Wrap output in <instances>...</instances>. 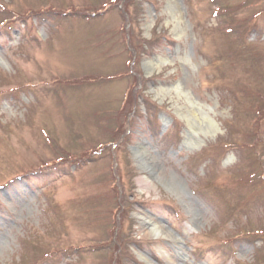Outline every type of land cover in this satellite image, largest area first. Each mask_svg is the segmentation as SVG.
Instances as JSON below:
<instances>
[{"label":"rangeland","instance_id":"1","mask_svg":"<svg viewBox=\"0 0 264 264\" xmlns=\"http://www.w3.org/2000/svg\"><path fill=\"white\" fill-rule=\"evenodd\" d=\"M0 264H264V0H0Z\"/></svg>","mask_w":264,"mask_h":264},{"label":"bare ground","instance_id":"2","mask_svg":"<svg viewBox=\"0 0 264 264\" xmlns=\"http://www.w3.org/2000/svg\"><path fill=\"white\" fill-rule=\"evenodd\" d=\"M151 230L156 236L159 234V228H157V226L152 225Z\"/></svg>","mask_w":264,"mask_h":264}]
</instances>
